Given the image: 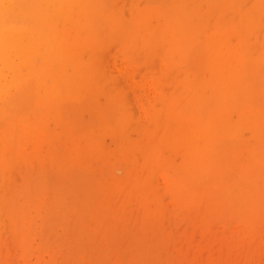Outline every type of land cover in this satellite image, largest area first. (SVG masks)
Returning <instances> with one entry per match:
<instances>
[{"label": "rangeland", "instance_id": "1", "mask_svg": "<svg viewBox=\"0 0 264 264\" xmlns=\"http://www.w3.org/2000/svg\"><path fill=\"white\" fill-rule=\"evenodd\" d=\"M95 1L101 16L108 10L112 16L111 27L104 22L96 27L102 68L98 84L103 89L98 104L105 108L106 120L94 114L84 100L85 91L77 93L81 110L66 108L68 133L53 123L50 112L42 123L29 127L30 115L43 117L46 107L31 99V92L14 100L6 118L0 117V138L9 142L13 155L0 175V200L11 198L26 220L22 217L19 226L16 218L8 219L4 210L9 204L1 202L0 239L5 233L11 241L13 230L25 229L35 235L32 245L47 243L43 264H264V229L256 222L257 233L239 236L232 226L238 219L229 215L224 203H212L223 183L230 189L249 186L254 196L264 198L258 188V183L264 185V176L261 180L258 175L264 162L262 77L242 73L238 87L221 85L217 93L199 90L195 82L192 90L184 85L191 66L199 68L206 38L216 27L232 26L247 37V47H255L264 39V16L221 12L227 0ZM243 3L246 12L255 6L253 0ZM173 6L178 15L175 30L190 46L185 60L169 50L166 32ZM144 18L153 30L139 29ZM126 31L131 39L124 38ZM65 89L61 84L57 93L70 100ZM224 108L247 114L245 122H251L256 133L245 127L238 138L214 137L213 168H195L190 176L179 171L181 155L170 153L163 141L171 114H192L202 123ZM253 161L256 170L240 179L239 167ZM222 165L232 169V179L222 180ZM211 176L221 186L211 188ZM202 187L208 199L203 210L193 203ZM229 193L222 196L229 199ZM4 256L0 254V261L7 264ZM35 257L31 254L28 263Z\"/></svg>", "mask_w": 264, "mask_h": 264}, {"label": "bare ground", "instance_id": "2", "mask_svg": "<svg viewBox=\"0 0 264 264\" xmlns=\"http://www.w3.org/2000/svg\"><path fill=\"white\" fill-rule=\"evenodd\" d=\"M244 1L246 0H227L221 12H239L243 18H248L253 14L258 19L264 16V0H253L255 6L249 10L251 14L243 11ZM95 3V0H0V117L2 119H5L8 111L14 108L13 102L17 100L18 96L31 92V99L34 96V100L39 101L40 105L42 104L40 107L44 105L46 107L43 111V117L42 114L39 117L35 113L30 115V118L27 119L29 127L38 124V122L42 123L47 112H50L53 123L68 133L66 125L68 110L66 111V108L69 109L70 107L74 111L81 110L83 108L81 106L82 101H80L81 98H77V93L84 94L85 91L84 100L90 102L94 114L102 116L104 117L103 120H106L105 108L98 104V97L102 96L103 89L98 84V74L102 73V68L97 54L98 45L101 42L97 37L96 27L98 22H104L111 27L112 16L110 10L105 16H101L102 12L93 7ZM160 6L165 10L163 4ZM172 9L174 16L170 20L166 32L169 35V50L175 52L177 56L179 53L181 60H185L190 46L185 37H182L178 30H175L178 24V15L174 6ZM145 20L146 18L137 25L142 31L149 26L146 25ZM133 28H135L134 25ZM146 28L144 32H146ZM150 28L154 29L149 26ZM130 34L128 31L123 32L124 38L130 37L131 39L132 34ZM188 72L184 85L191 90L192 82L197 84V89L214 93L219 92L221 85L230 88L238 87L240 75L247 72L260 75L264 87V39L259 42L258 46L247 47V37L236 33L232 26L216 27L206 38L204 55L199 68L191 66ZM31 78L34 83L30 81ZM61 84L66 88L65 97L70 100H65L64 95L58 94ZM79 87L81 90L78 89ZM39 92L41 95L38 94ZM230 94L231 90L229 89L224 93V96L229 97ZM173 115L171 114L172 117L167 122L163 141L170 153L181 155V162L177 165V169L189 176L195 168L208 172V168L214 167L212 155L214 137L238 138V134L245 127L251 133H256L252 123L245 122L249 120L247 114L238 112L233 114L225 108L214 112L202 123L192 114ZM97 118L99 117L97 116ZM256 118L257 116L254 119ZM16 123L18 121L14 125ZM8 124L12 123L9 121ZM20 126L22 128V125ZM9 132L12 133L13 130L10 129ZM143 136H146V133H143ZM4 140L5 138H0V142L3 143L0 149L4 150V152H0V175L5 174V169H8L6 167L10 165L7 162L13 159V155H10L12 148H8L9 142H3ZM17 157L19 158L20 155L18 154L15 158ZM38 161L40 162L39 159ZM43 162L45 160L41 161V163ZM254 164L253 161L239 167L243 172L240 174V179L246 180L247 173L250 170H256ZM167 165L171 167L173 163ZM227 167L222 165L221 172L226 179L223 178V181L232 179L230 171L232 169H227ZM260 170L258 175L262 180L264 162H262ZM218 182L212 176L209 178L211 188L212 186H221L217 185ZM258 184L261 186L258 188L264 192L263 183ZM236 186L230 189L223 183L220 188L216 189L220 195L217 199L213 198L212 203L216 202L218 206L224 203L226 205L224 208L231 213L229 215L238 219L235 220L236 224L233 223L232 226L235 225L239 236H253V233L259 231L255 230L256 222L261 226V229H264V207L258 208L260 204L264 205V198L259 196L260 199L254 196V192L253 190L250 191L251 187L249 186L244 188H239V184ZM193 189L194 191L195 189L198 190L197 188ZM6 190L10 191L9 185ZM199 190L200 196L194 199L193 203L195 202L203 210L208 202L207 192L204 187ZM225 191L230 192L229 199L222 196V192ZM191 192H193L192 189ZM6 197L7 195L0 200V204L1 202H8L9 204L4 210L5 215L8 219L16 218L20 226V220L23 216L20 217L19 212L21 211L19 209L22 208L16 205L11 198ZM231 201L233 205L230 203ZM143 202L147 204L146 200ZM23 218L26 220V217ZM5 236L3 233L0 239V254L4 253L5 255L4 263L43 264L44 254L49 253L45 241L32 245L35 242L33 238L35 235L32 237L31 234L26 233L25 229L19 228L13 230L12 234L10 233L11 241H8ZM31 254H36V261L32 263L29 261L28 263ZM0 264H2L1 261Z\"/></svg>", "mask_w": 264, "mask_h": 264}]
</instances>
